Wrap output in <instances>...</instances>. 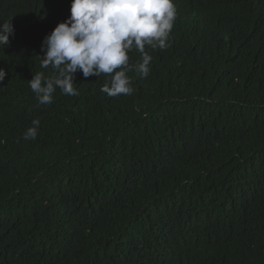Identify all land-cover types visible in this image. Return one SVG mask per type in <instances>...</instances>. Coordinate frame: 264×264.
<instances>
[{
    "label": "trees",
    "instance_id": "1",
    "mask_svg": "<svg viewBox=\"0 0 264 264\" xmlns=\"http://www.w3.org/2000/svg\"><path fill=\"white\" fill-rule=\"evenodd\" d=\"M71 3L0 0V264H264V0H174L130 95L79 71L41 105L28 81Z\"/></svg>",
    "mask_w": 264,
    "mask_h": 264
},
{
    "label": "clouds",
    "instance_id": "2",
    "mask_svg": "<svg viewBox=\"0 0 264 264\" xmlns=\"http://www.w3.org/2000/svg\"><path fill=\"white\" fill-rule=\"evenodd\" d=\"M176 17L174 0H72L70 16L43 41L41 67L51 66L53 74L37 73L28 81L38 103L51 104L57 88L65 95H78L74 76L79 71L84 77L111 75L110 86L100 89L108 96L130 95L133 88L127 73L135 70L148 76L152 56L145 47H168ZM12 35V21L0 23V45H10ZM133 48L141 53L135 65L129 64ZM6 76L0 68V82ZM39 127V119H34L23 139L36 140Z\"/></svg>",
    "mask_w": 264,
    "mask_h": 264
}]
</instances>
